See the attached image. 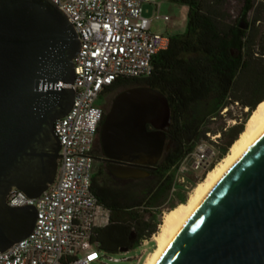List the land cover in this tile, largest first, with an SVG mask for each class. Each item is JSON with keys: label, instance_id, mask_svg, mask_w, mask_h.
I'll return each instance as SVG.
<instances>
[{"label": "water", "instance_id": "1", "mask_svg": "<svg viewBox=\"0 0 264 264\" xmlns=\"http://www.w3.org/2000/svg\"><path fill=\"white\" fill-rule=\"evenodd\" d=\"M77 35L49 0H0V252L33 230L32 206L5 203L14 188L38 198L56 179V120L72 105ZM170 111L155 89L119 92L98 132L117 179H140L165 149ZM121 253L127 250H120ZM156 264H264V130L177 231Z\"/></svg>", "mask_w": 264, "mask_h": 264}, {"label": "trees", "instance_id": "2", "mask_svg": "<svg viewBox=\"0 0 264 264\" xmlns=\"http://www.w3.org/2000/svg\"><path fill=\"white\" fill-rule=\"evenodd\" d=\"M162 1L186 7L185 32L167 37L147 78L118 80L105 91L115 93L137 84L149 87L165 97L170 111L165 149L147 176L117 179L104 166L92 175V196L108 220L94 230L91 244L106 255L138 248L156 234L158 223L151 209L167 199L178 163L198 143L208 141L206 134H219L213 145L218 163L264 101V0H238L237 7L231 0ZM233 109L239 111L240 123L211 129L224 116L231 117ZM92 157H102L98 141ZM185 199L177 193L168 211Z\"/></svg>", "mask_w": 264, "mask_h": 264}, {"label": "built area", "instance_id": "3", "mask_svg": "<svg viewBox=\"0 0 264 264\" xmlns=\"http://www.w3.org/2000/svg\"><path fill=\"white\" fill-rule=\"evenodd\" d=\"M49 1L66 17L79 41L72 61L73 83L55 85L56 89H72L74 96L69 112L53 125L60 146L53 184L36 199L14 188L6 196L8 207H34L36 218L33 230L25 239L0 252V264H62L65 261L95 264L104 257L91 244L94 230L108 220L107 213L91 193L95 161L92 153L103 119L98 100L118 80L147 78L153 57L167 44V38L151 32L150 20L142 16V7L152 5L154 18H160L156 0ZM161 19L167 21L168 17ZM241 121L236 116L232 124ZM206 137L207 142L198 143L178 163L165 202L151 209L156 215L157 230L175 195H188L210 167L217 164L218 151L213 145L219 134H206ZM151 240L143 241L138 248Z\"/></svg>", "mask_w": 264, "mask_h": 264}, {"label": "bare ground", "instance_id": "4", "mask_svg": "<svg viewBox=\"0 0 264 264\" xmlns=\"http://www.w3.org/2000/svg\"><path fill=\"white\" fill-rule=\"evenodd\" d=\"M264 130V101L252 112L244 125L243 132L229 148L227 154L210 170L205 178L197 183L183 204L168 211L162 220L158 232L153 237L155 247L143 264H156L177 231L194 209L200 204L210 189L223 176L232 163L244 152L251 142Z\"/></svg>", "mask_w": 264, "mask_h": 264}, {"label": "rangeland", "instance_id": "5", "mask_svg": "<svg viewBox=\"0 0 264 264\" xmlns=\"http://www.w3.org/2000/svg\"><path fill=\"white\" fill-rule=\"evenodd\" d=\"M156 3L159 4L158 15L160 18L158 19L154 18L155 14L152 5H144L142 7V16L150 20L151 32L161 34L166 38L173 35H182L185 32V28H186V14H187L186 7L177 4H172L162 0H156ZM230 4L232 7H237L239 3L238 0H231ZM163 16L168 17V20L167 21L162 20L161 17ZM122 90L123 89H119L113 95L121 92ZM238 112L239 111L237 109H233L231 117L233 116L236 117ZM231 117L224 116V118L221 121H218L215 124L211 125V129H217L221 126H225V128L233 126L234 124H232ZM98 168L99 166L94 165L93 172L97 171ZM103 170L105 171V169ZM194 187L195 186L192 187L188 195H185L186 196L185 200H187L188 196L193 191ZM146 217L148 216L146 215ZM154 247H155V243L152 239L148 245L142 246L141 248H134L125 253L118 252L115 254H107V255L105 254L104 257H101L100 262L95 264H143L148 254L153 251ZM137 260L140 261L137 262Z\"/></svg>", "mask_w": 264, "mask_h": 264}, {"label": "flooded vegetation", "instance_id": "6", "mask_svg": "<svg viewBox=\"0 0 264 264\" xmlns=\"http://www.w3.org/2000/svg\"><path fill=\"white\" fill-rule=\"evenodd\" d=\"M116 85V83H115ZM140 86L139 84L136 85V87ZM114 93H106L104 92L102 94V96L100 97V99L98 100V105L101 107L102 113H103V117L106 115V113L109 111L110 106L112 104V101L114 99V97L118 94L113 95ZM94 165L95 166H104L107 167L106 164H102L101 162H99L98 160L94 161ZM141 170L147 172L148 169H144L141 168ZM126 180V179H125Z\"/></svg>", "mask_w": 264, "mask_h": 264}, {"label": "crops", "instance_id": "7", "mask_svg": "<svg viewBox=\"0 0 264 264\" xmlns=\"http://www.w3.org/2000/svg\"><path fill=\"white\" fill-rule=\"evenodd\" d=\"M164 202H165V201H164ZM164 202H163V203H164ZM163 203H162V204H163ZM106 213H107V212H106ZM106 224H107V223H103V222H101V223L99 224V227H98V228H103Z\"/></svg>", "mask_w": 264, "mask_h": 264}]
</instances>
